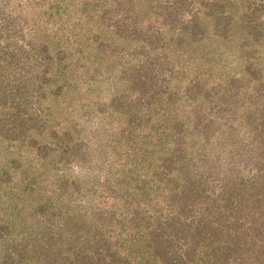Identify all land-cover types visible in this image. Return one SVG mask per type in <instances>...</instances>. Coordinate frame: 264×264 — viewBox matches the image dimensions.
Listing matches in <instances>:
<instances>
[{
  "label": "rangeland",
  "instance_id": "374dc122",
  "mask_svg": "<svg viewBox=\"0 0 264 264\" xmlns=\"http://www.w3.org/2000/svg\"><path fill=\"white\" fill-rule=\"evenodd\" d=\"M145 1L0 0V43L12 53V61L2 58L0 66L5 74L0 73V90H10L9 95L0 93V248L10 233L29 229L30 236L50 234L55 249L48 252L44 246L38 251L49 264H60L54 252L78 234L83 240L80 250L85 248L87 254L82 250L77 261L68 264H138L123 255L115 261L114 255L98 260L109 249L106 242L85 237L90 226L97 227L92 220L96 208L102 212L98 222L111 224V232L120 226L115 221L120 215L135 218L141 212L168 220L178 213L167 231L178 237L181 258L168 259L167 250L156 264H208L197 256L202 243L211 245L206 258L219 252L220 259L212 264H250L256 249L264 247V179L256 177L264 159V90L251 89L252 77L238 79L244 72L233 51L223 53V59L216 52L206 61L189 55L176 59L172 48L162 49L172 38L157 34L156 26L141 27L143 22L131 13L135 3L140 10ZM192 1L184 8L178 0L150 3L155 10L169 5V12L184 14L192 24L191 11L201 7L199 0ZM153 40L160 51L149 54L146 49L154 64L145 60L150 66L145 80L144 74H137L141 69L134 61ZM27 64L31 69L24 77ZM14 78L17 82L12 83ZM160 88L169 92L164 101L171 99L167 114L146 118L145 129L152 127L154 138L135 145L127 126L135 116H142L129 115L126 105L142 96L149 102ZM19 90L22 99L14 94ZM50 149L53 152L45 159ZM149 149L155 160L148 157ZM59 151L63 155L53 160L52 172L37 171L50 179L42 192L45 209L35 215L30 208L38 199L22 193V180L30 172L26 167L39 166L40 158L51 162ZM57 171L66 174L64 186L72 187V196L60 194ZM7 177L11 181H4ZM146 182L154 190L160 188L151 190ZM130 186L136 188L132 194L122 195ZM61 233L63 238L56 236ZM24 244L26 240H20L10 248ZM227 245L236 247L229 250L228 258L223 255ZM17 262L0 255V264ZM256 263L263 264L264 259Z\"/></svg>",
  "mask_w": 264,
  "mask_h": 264
},
{
  "label": "trees",
  "instance_id": "16d2710c",
  "mask_svg": "<svg viewBox=\"0 0 264 264\" xmlns=\"http://www.w3.org/2000/svg\"><path fill=\"white\" fill-rule=\"evenodd\" d=\"M179 3L182 4L181 8H184V5L192 4V0H178ZM197 1V0H196ZM151 0H146L144 5L140 7V10H138V5L136 3L133 5L132 14L138 15V19L141 20L143 23L140 25L141 27L146 26V23L149 25H152L153 27L156 26V33L167 36L168 38H172V40H169L167 43H164V45H161L162 49L168 50V48H172L176 56V59L178 57L189 55V58L191 59H201L204 58L208 61L209 57H211L212 54L217 52V55H220V59L224 58L223 53H227V51H233V54L235 53V56L239 59V64L241 63V66L238 64L239 68L244 72L242 76H239L238 79L245 81L248 80L249 77L254 78L255 80L251 82L250 86L251 89L257 91V90H264V0H211V3H207V0H199L201 7L197 9V11H191L193 12L190 16L191 23L188 21H185L184 14L180 15L175 10L171 9V12H169V5L166 6L164 10H155L152 8ZM176 2V1H175ZM198 2V1H197ZM177 3V2H176ZM207 4V5H206ZM203 6H206L205 10ZM167 9V10H166ZM166 10V11H165ZM168 11V13H167ZM180 16V17H179ZM181 20V24L180 21ZM146 21V22H145ZM185 23L184 25H182ZM165 29V31H162ZM167 32H170V35L167 34ZM146 40V39H145ZM154 41V40H153ZM148 41L144 45L143 51L145 50V53H137L136 59L137 61H134L136 68H140V71H137L138 75L141 76V73L144 74L145 80L148 79L150 76V66L146 63L145 66V60H152L151 56L147 55L146 49H149V54L151 53H158L159 46L158 41ZM208 42V45H207ZM153 43V44H152ZM151 44V45H150ZM227 45V46H226ZM153 46V47H152ZM219 46V47H218ZM5 46H1L0 43V66L2 58L8 61H12V53L8 54V52L4 51ZM220 48V49H218ZM197 52L199 55H194V53ZM222 55V56H221ZM166 58H170L172 60V56H165ZM199 57V58H198ZM242 58V60H241ZM246 58V61H244ZM175 59V60H176ZM153 61V60H152ZM244 61V62H243ZM149 63V62H148ZM203 63V61H202ZM154 64V61L152 62ZM3 66H1L2 68ZM24 73H22V76H26L29 73V69H31V64H27V66L24 67ZM173 70H177V68H172ZM143 71V72H142ZM174 71V72H175ZM2 75L3 72H0ZM247 73V74H245ZM135 74L133 77H137L138 75ZM249 74V75H248ZM1 75V77H2ZM5 75V74H4ZM8 77V75H6ZM0 77V79H1ZM233 77H237V74L234 73ZM237 79V78H234ZM5 80V79H4ZM22 77L20 81H22ZM136 80V79H135ZM13 82H17V78H14L12 80ZM131 83V82H130ZM0 93H4L6 95L10 94V90L2 89L0 90ZM12 93V92H11ZM64 93V89L59 93ZM264 94V91L262 92ZM16 96H20V99H22V91H15L14 93ZM169 92L167 90H162L160 88L159 91L155 93V96L153 97V100L146 102L145 98L142 96L136 102V100L131 99L127 105V111H129V115L132 113H139L142 118H138L135 116L132 119V124L130 125L128 123L129 132H130V140L133 141V143L136 145L138 142L145 143V142H152V139L154 138L152 127L151 130H146V126L148 125V122L146 118H158L161 116L166 115L167 109H169L170 106L167 104L171 101L168 100V102L164 101L166 100V96L168 97ZM18 98V97H17ZM142 100V101H141ZM145 101L146 104L143 102ZM174 101V100H173ZM166 102V103H165ZM8 102L4 104V107H9ZM135 106V107H134ZM29 117H23V120H28ZM160 128H162V123H159ZM158 125V127H159ZM156 127V126H153ZM264 129V127H263ZM161 133L164 132V129ZM29 139V135L28 138ZM168 140V139H167ZM143 141V142H142ZM62 146L59 147V149ZM64 149H66L64 147ZM61 150V149H60ZM51 153L48 152L44 158L47 159V155L51 156L53 149H50ZM154 151L153 149L148 150V154H152ZM150 154V155H151ZM59 155H63L62 151H59L58 155L53 154V159L51 162H48L47 160H44L42 158L40 165L41 167L34 165H29L26 167V170H30L28 174H26L25 178L22 180L23 185V196L24 195H30L29 197H33L35 194L37 200L36 207H31L30 209L35 210V215H37V211L41 210L42 208L45 209V200H43L46 195H43L42 192H45V185L49 181V176H40L38 175V172L41 168L45 172H52V162L53 160H57ZM151 160H155V158L151 156H148ZM148 157L145 156L143 159L144 165H148L149 162H147ZM162 158V157H161ZM258 167H260L261 173H259L256 177H260L261 179H264V159L259 161ZM141 167V165L139 166ZM136 170V168H134ZM4 171H11V170H4ZM40 174V173H39ZM55 179L57 181H60V184L58 185V189L60 190L61 195H70L72 196L75 191L72 190V187L64 186L65 176L66 174L64 171L62 172H55ZM127 173H125V176ZM51 176V175H50ZM11 177H7L4 181H9ZM260 179V180H261ZM3 181L2 179H0ZM11 181V180H10ZM264 181V180H263ZM148 182H151L149 180ZM149 189L154 190V187L148 185ZM139 188H142L141 185H136ZM160 188L159 185L155 187V190H158ZM44 189V191H42ZM134 189L128 187V189L124 190L123 194H127V196L132 194V191ZM143 189H146L144 186ZM78 190H81L78 187ZM154 190V191H155ZM21 193V196H22ZM145 193V191H144ZM142 199V198H141ZM143 200V199H142ZM176 208V207H175ZM175 208H171L173 212L177 211ZM95 214L92 218L93 221L96 222V228H93L90 226L88 233L93 234L89 235L87 234L86 240H95L97 242L104 240L106 242V245L109 249H107V252H102L99 255L101 257H98V260L103 261V257L114 255V258L112 257V260L115 261L116 256L122 257L125 256L126 260L130 262H137L138 264H156L159 263V260L161 259L162 252L165 253L167 250L169 252L168 259H172L173 261H179V258H181L179 252L177 243L178 237L171 236L170 232L167 231V229L171 226V219L173 218V221L176 222L178 218V213H174L173 216L170 219H166L165 216L162 217V215L154 216L150 215L148 210L143 208H140L142 212H144L147 215L139 213V217L130 218L128 217V214L126 215H120L119 219H116L115 221L120 222V226L118 228L114 229L113 232L109 230V228H112L111 224L104 222L100 223L98 222V217L101 215L102 212H100L99 208H96ZM87 214V213H86ZM113 216L116 217L115 212L113 211ZM103 218V216H102ZM83 220H85L83 218ZM113 221V222H115ZM89 222V220H88ZM34 221L30 222L29 227L33 225ZM95 224V223H94ZM168 227V228H167ZM173 227L175 225L173 224ZM207 227V226H205ZM169 230V229H168ZM107 231V233H106ZM29 232L31 230L26 229L24 231L19 232L18 234L14 235V233H10L5 239V247L0 248V255L2 256L3 260H11L13 258L18 261L16 264H49L50 261H47V258L43 257L44 253L38 251L39 248H44V246L48 247V252L51 250H54L55 247L52 249V245L54 244L52 241V237L50 234H43L42 236H36V233L32 236L29 235ZM174 234L175 231H173ZM49 236V237H46ZM56 236H60L63 238V234H56ZM46 237V239L43 241V239ZM16 238V239H15ZM30 238V239H28ZM6 239H13L12 241L6 242ZM26 240L28 244H24L21 248L15 249L10 248L12 244L16 243L17 241ZM30 240V241H29ZM56 242V241H55ZM85 242V241H84ZM145 242H147L148 247L145 245ZM69 246L66 247L59 246V252H54V254H57V258H60L58 263L60 264H68V263H74L73 261H77L78 253L81 254L82 250H85L83 248L80 250L81 244L83 243L82 236L77 235H71L68 242ZM38 244V245H36ZM56 245V244H55ZM9 246V247H8ZM50 246V249H49ZM57 246V245H56ZM113 247V248H112ZM226 247V248H225ZM223 248V251L225 253L223 255H226L227 258L231 255V252L229 250L234 248L235 246H225ZM125 248H131L128 251H125ZM57 249V250H58ZM112 251L110 252L109 250ZM211 249V245L208 243L204 244L202 243V247L199 251H197V256L201 259L205 258L208 261V264H212L213 260L218 261L220 257H218L219 252L216 251L213 253V258L209 259L206 258L205 253L206 251ZM219 249V248H218ZM236 249V247H235ZM35 250V251H34ZM221 250V249H220ZM256 254L253 258L252 263L250 264H257L256 261H259L260 259H264V247H260L256 249ZM85 254H87L85 250ZM173 254V255H172ZM183 256V254H182ZM218 257V259H217ZM224 257V256H223ZM160 258V259H159ZM174 258V259H173ZM183 258V257H182ZM49 258L48 260H50ZM212 261V262H211ZM49 262V263H48ZM55 263V262H54ZM170 264V263H168ZM264 264V263H263Z\"/></svg>",
  "mask_w": 264,
  "mask_h": 264
}]
</instances>
